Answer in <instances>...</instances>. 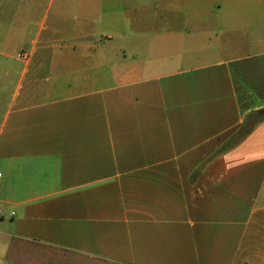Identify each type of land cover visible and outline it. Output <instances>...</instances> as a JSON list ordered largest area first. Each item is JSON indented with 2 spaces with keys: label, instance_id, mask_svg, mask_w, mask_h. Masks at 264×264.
<instances>
[{
  "label": "crops",
  "instance_id": "0c3cea01",
  "mask_svg": "<svg viewBox=\"0 0 264 264\" xmlns=\"http://www.w3.org/2000/svg\"><path fill=\"white\" fill-rule=\"evenodd\" d=\"M80 1L0 0V264H264V0Z\"/></svg>",
  "mask_w": 264,
  "mask_h": 264
},
{
  "label": "rangeland",
  "instance_id": "374dc122",
  "mask_svg": "<svg viewBox=\"0 0 264 264\" xmlns=\"http://www.w3.org/2000/svg\"><path fill=\"white\" fill-rule=\"evenodd\" d=\"M80 0H54L49 12H48V18H47V25H48V31L45 32L44 36H48L51 33L57 32L58 33V37L59 39H65L64 41H66L67 43H71V39L74 37L75 33L73 31V15L76 12L77 9L80 8ZM102 0H98L95 4V6H97L99 9H102ZM97 7H94L95 9V13H99L101 14V11L99 9H96ZM62 8H65L64 10H62ZM61 11H64L63 13H60ZM104 11V10H103ZM102 11V13H103ZM105 12V11H104ZM149 17V16H147ZM147 17H144V21L147 19ZM6 20V16H2L0 18V21L5 22ZM103 26V25H102ZM104 31V28L100 27L97 28L96 26V30ZM102 37H104V39H102ZM105 35H97L96 39L98 40H105ZM69 39V40H67Z\"/></svg>",
  "mask_w": 264,
  "mask_h": 264
},
{
  "label": "trees",
  "instance_id": "16d2710c",
  "mask_svg": "<svg viewBox=\"0 0 264 264\" xmlns=\"http://www.w3.org/2000/svg\"><path fill=\"white\" fill-rule=\"evenodd\" d=\"M263 121H264V109L250 114L247 120L245 121L244 125L240 129V132L235 136L233 140V144L239 143L241 140H243L247 136V134L250 133L253 127L255 128L258 124L262 123Z\"/></svg>",
  "mask_w": 264,
  "mask_h": 264
},
{
  "label": "built area",
  "instance_id": "2783aa9c",
  "mask_svg": "<svg viewBox=\"0 0 264 264\" xmlns=\"http://www.w3.org/2000/svg\"><path fill=\"white\" fill-rule=\"evenodd\" d=\"M0 177H1V175H0ZM0 215H1V212H0Z\"/></svg>",
  "mask_w": 264,
  "mask_h": 264
}]
</instances>
